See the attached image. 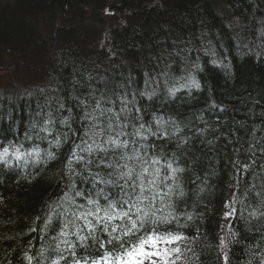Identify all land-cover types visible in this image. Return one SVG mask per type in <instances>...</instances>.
I'll return each mask as SVG.
<instances>
[{"label": "trees", "instance_id": "16d2710c", "mask_svg": "<svg viewBox=\"0 0 264 264\" xmlns=\"http://www.w3.org/2000/svg\"><path fill=\"white\" fill-rule=\"evenodd\" d=\"M109 1L0 0V114L6 121L9 113L23 116L29 103L34 107L35 100L26 93L49 82L67 87L73 78L87 83L89 75L116 81L131 75L133 87L143 89L145 72L156 75L165 68L164 63L155 67L156 57L180 52L169 60L174 79L165 85L163 77H157L160 90L178 87L185 82L179 78L189 73L199 89H181L166 105L149 104L146 119L159 108L166 116H178L191 125L189 134L210 125L207 139L224 133L247 141L253 129H259L258 137L264 135V0H118L111 9L121 23L106 38L104 12ZM16 132H23L19 122ZM5 136L8 140L13 136L6 123L0 126V138ZM20 139L23 142L22 135ZM217 146V175L207 177L211 186L202 194L207 213L200 227L206 238L202 236L196 247L218 244L226 220L222 219L227 210L224 202L236 191L229 187L231 173L224 166V137ZM25 148L30 149L27 142ZM67 151L68 147L62 149ZM63 160L61 155L35 168L30 165L5 173L0 182V264H21L29 249L33 254L41 250L51 254L52 234L38 235L29 229L38 225L36 218L43 217L49 211L47 205L61 195ZM200 175L205 178L203 171ZM187 186L195 187L190 182ZM188 210H192L191 199ZM248 210L244 216L251 223L231 219L238 242L231 246L229 264L264 261V240L249 231L264 223V218L252 219ZM203 259L205 264H216L211 248H205Z\"/></svg>", "mask_w": 264, "mask_h": 264}, {"label": "snow or ice", "instance_id": "6c2138e0", "mask_svg": "<svg viewBox=\"0 0 264 264\" xmlns=\"http://www.w3.org/2000/svg\"><path fill=\"white\" fill-rule=\"evenodd\" d=\"M179 55L160 53L155 67L164 63L165 68L156 75L145 72L143 89L133 87L131 75L120 81L89 75L87 83L73 78L67 87L57 81L27 92L35 106L29 103L23 116L9 113L6 121L0 114V126L6 123L13 134L11 140L0 138V182L6 172L64 156L61 195L29 229L52 234L51 254L29 249L21 264H205V248L215 252L216 264H229L231 246L238 242L231 223L230 239L220 236L218 244L195 246L206 238L200 227L207 213L202 194L211 186L207 177L217 175L221 137L229 187L236 189L224 202L222 219L239 217L251 223L244 216L246 209L248 217L264 218V135H256L259 129H253L247 141L224 133L207 139L210 125L189 134L191 125L159 108L146 119L149 104L166 105L181 89H199L189 73L179 78L185 82L178 87L160 90L157 77H163L165 85L174 79L169 60ZM18 122L21 134L16 132ZM65 147L67 153L62 152ZM189 182L195 187L188 188ZM249 231L264 240V223Z\"/></svg>", "mask_w": 264, "mask_h": 264}, {"label": "rangeland", "instance_id": "374dc122", "mask_svg": "<svg viewBox=\"0 0 264 264\" xmlns=\"http://www.w3.org/2000/svg\"><path fill=\"white\" fill-rule=\"evenodd\" d=\"M117 3H118V0H110L108 2L107 9L104 12V18L106 19V22H107V28L105 30L106 32L104 33L106 38H109L110 30L114 26H117L121 23V17H118L116 11L111 9L112 6ZM102 44H105V41H103ZM230 222H231V219H226L223 225V229H222V236H224L226 240L229 239L228 225L230 224Z\"/></svg>", "mask_w": 264, "mask_h": 264}]
</instances>
